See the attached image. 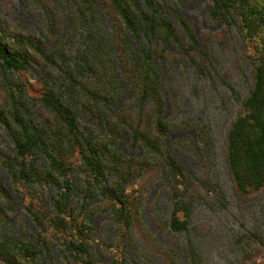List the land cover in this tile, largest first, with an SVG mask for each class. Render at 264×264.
I'll return each instance as SVG.
<instances>
[{"label": "trees", "instance_id": "1", "mask_svg": "<svg viewBox=\"0 0 264 264\" xmlns=\"http://www.w3.org/2000/svg\"><path fill=\"white\" fill-rule=\"evenodd\" d=\"M177 1L34 0L45 19V29L37 35L15 33L0 14V126L14 151L0 158V167L8 174L16 195L26 190L37 192L41 186L59 191L52 198L51 210L40 202L29 206L36 229V240L31 243L11 234L9 215L16 202L0 183V264H55L49 249L51 235L59 243L66 264H139L131 257L112 256L106 263L97 257L100 245L93 218L98 207L93 203L92 190L98 192L119 224V242L124 249L130 245L134 251L130 232L132 228L139 230L149 255L136 247L142 254L135 253L138 260L155 264L153 256L161 264H207L189 229L193 203L226 208L227 202L211 177L210 138L203 125H184L200 138L205 155L203 170L195 181H190L188 171L172 156L178 142L169 138L173 124L164 118L167 104L160 71L165 85H169V55L164 45L184 54L187 46L192 47L202 57L196 65L199 72L208 56L204 44L179 14ZM209 2L213 9L208 11V21L220 20L224 37L235 30L252 51L247 54L253 64L252 84L227 129L224 153L233 193L247 201L264 190V0ZM54 4L65 14L62 27ZM96 5L105 9L111 21V44L97 27ZM79 30H84V41L70 65L65 47ZM140 33L149 41L159 35L162 45L135 48L131 39L138 43ZM53 41L55 45L50 46ZM30 70L36 73L34 78L40 86L35 96L21 80ZM117 74L134 99L129 106H118L123 87ZM84 114L97 123L95 131L80 130L78 119ZM125 135L142 155H123L118 146ZM134 173H144L149 181L171 188L170 218L155 222L173 246L143 234L142 202L128 191ZM108 175L115 180L108 181ZM80 181L86 186L85 195L73 200ZM207 186L215 192L212 200ZM256 240L259 234L255 232L239 236L238 241L247 248L240 247L228 264H249Z\"/></svg>", "mask_w": 264, "mask_h": 264}, {"label": "rangeland", "instance_id": "2", "mask_svg": "<svg viewBox=\"0 0 264 264\" xmlns=\"http://www.w3.org/2000/svg\"><path fill=\"white\" fill-rule=\"evenodd\" d=\"M34 3V0H0V14L11 24V29L15 33L37 35L45 29V19L40 14L37 4ZM177 3L179 14L190 24L199 42L204 44L208 56L207 62L199 66L201 69L199 72L196 65L198 59L202 57L192 47L187 46L184 54L169 44L164 45V50L169 55L166 64L169 70L168 87L165 85V76L159 68L158 70L167 104L164 118L170 119L173 124V128L168 131V136L172 141L178 142L172 151V156L188 171L190 181H195V177L203 170L205 155L200 148L202 144L200 138L190 127L184 125L189 123L203 125L210 138L208 157L213 164L211 177L220 187L227 202L226 208L210 203L194 202L189 229L207 264H228L238 255L240 247L247 248L238 241V237L255 232L259 234V240H256L252 247L255 248V253L253 252L249 264H261L264 263V190L254 194L250 200L238 199L233 193L224 160L227 129L241 109L242 101L252 84L253 64L247 57V54L252 52L250 44L243 40L235 30L224 37L223 24L220 20L215 23L208 21V11L213 9L209 0H186L183 4L179 1ZM54 6L61 16L62 27L66 24L65 14L60 6L57 4ZM94 11L97 16V27L105 33L107 41L111 44L112 28L109 16L101 5H96ZM139 36L138 43L131 39L135 48L139 45L146 48L153 47L156 43L162 45L159 35L151 41L143 33ZM83 41L84 30H79L73 41L65 47L70 65L74 62L77 52L81 50ZM54 45L53 41L50 46ZM34 76H37L36 73L30 70L21 76V80L28 93L35 96L38 95L40 86ZM11 77L14 76L11 75ZM116 77L120 79L119 74ZM120 81L123 88L118 96V106H129L134 99L128 92L126 82L121 79ZM78 124L83 132L97 129V123L85 114L80 116ZM118 147L124 156L132 154L134 157H139L142 155L139 147L130 146L127 135L119 142ZM13 152L12 141L0 126V158L5 159ZM107 180L112 182L115 179L108 175ZM0 183L10 192L11 198L16 202L9 215L12 225L11 234L34 243L36 229L28 213L29 206H36L40 202L51 210L52 198L59 191L54 187L41 186L37 192L26 190L22 193L23 195H16L12 191L8 174L1 167ZM85 187L82 181L79 185H75L73 200L85 195ZM128 188V191L133 196H139L142 202L140 216L145 225V228L141 227L144 230L143 234L149 233L160 243L173 246L168 235L155 222V220L168 222L170 218L171 188L166 183L149 181V176L144 173H134ZM207 188L210 200H212L215 192L212 187L207 186ZM91 194L94 199L93 203L98 207V212L93 218V228L95 238L100 245L97 251L100 261L106 263L112 256L121 259L131 257L137 262L140 261L139 264H150L144 259L138 260L135 255L139 252V248L149 255L140 239L139 230L132 228L130 232L133 244L138 249L134 247L133 251L130 245L124 249L119 242L121 235L119 224L110 210L106 209L98 192L92 190ZM178 237L183 241L181 236L178 235ZM50 240L52 241L49 243V249L54 263L66 264L59 251L61 247L53 235ZM138 255L142 254L138 253ZM151 259L155 264H161L157 258L151 256Z\"/></svg>", "mask_w": 264, "mask_h": 264}]
</instances>
